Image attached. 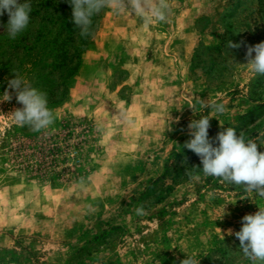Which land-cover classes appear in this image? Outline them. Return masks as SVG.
<instances>
[{
  "label": "rangeland",
  "instance_id": "1",
  "mask_svg": "<svg viewBox=\"0 0 264 264\" xmlns=\"http://www.w3.org/2000/svg\"><path fill=\"white\" fill-rule=\"evenodd\" d=\"M20 2L16 39L0 15V264H252L235 233L264 198L204 176L183 145L202 117L213 146L227 127L264 134V75L246 64L264 0H168L150 25L105 8L86 36L67 0ZM16 75L46 94L48 129L14 122Z\"/></svg>",
  "mask_w": 264,
  "mask_h": 264
},
{
  "label": "clouds",
  "instance_id": "2",
  "mask_svg": "<svg viewBox=\"0 0 264 264\" xmlns=\"http://www.w3.org/2000/svg\"><path fill=\"white\" fill-rule=\"evenodd\" d=\"M72 6L74 23L80 29V35L86 36L92 25V17L105 8H111L117 14L129 13L140 17L146 25L154 22H166L171 8L168 0H67ZM31 4L20 0H0V15L7 12L9 20L7 32L9 39L25 31L30 22ZM228 47L239 48L240 44L228 42ZM246 59L254 74L264 75V42L254 46L246 45ZM253 53H255L253 57ZM9 88L16 91L17 101L22 108L12 112L14 122L28 126L32 131L40 132L54 123V114L48 107L46 94L31 87L16 75L10 80ZM6 100L11 96L5 92ZM216 113L226 111L225 104L213 101L208 105ZM222 126V125H221ZM191 139L183 147L199 156L204 176L219 178L222 183L243 186L245 191L254 192L264 198V152L258 151L257 141L264 145V134L256 139H247L243 133L237 135L234 127H227L216 136L218 146L209 140L210 118L192 120L188 125ZM198 179L199 177H195ZM137 215L144 214L143 206L136 209ZM219 229V228H218ZM220 230V229H219ZM229 234L231 230H229ZM240 242V251L252 264H264V207L255 214L242 218V228L235 233ZM181 264H199V260L186 255Z\"/></svg>",
  "mask_w": 264,
  "mask_h": 264
}]
</instances>
